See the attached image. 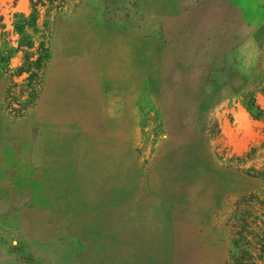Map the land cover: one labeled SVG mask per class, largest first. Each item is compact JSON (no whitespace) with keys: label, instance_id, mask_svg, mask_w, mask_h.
I'll use <instances>...</instances> for the list:
<instances>
[{"label":"rangeland","instance_id":"obj_1","mask_svg":"<svg viewBox=\"0 0 264 264\" xmlns=\"http://www.w3.org/2000/svg\"><path fill=\"white\" fill-rule=\"evenodd\" d=\"M4 47L0 264H264V0H0Z\"/></svg>","mask_w":264,"mask_h":264},{"label":"trees","instance_id":"obj_2","mask_svg":"<svg viewBox=\"0 0 264 264\" xmlns=\"http://www.w3.org/2000/svg\"><path fill=\"white\" fill-rule=\"evenodd\" d=\"M16 18L18 19V21L16 22L15 24V29L16 31L18 32V34L21 35V41L19 43V50L21 48H23L24 46H27L28 48H31L32 47V43H25L26 39H27V36H26V33H25V25L28 24V20L25 18L24 15H16ZM38 19V12L36 11V9H34L32 15H31V20H33L35 23ZM18 49L17 50H14V49H10L9 47H4L1 52H0V63H8L10 61V59L12 58V56L14 55V53L18 52L19 51ZM43 59V54L40 56V59L38 60V62H32L30 58H28L27 56V53H26V64L28 66V70L27 71H30L31 67L33 65H36L38 63H40V61ZM32 76L30 77V79L33 78V73L31 74ZM249 109L250 111H253L256 109L255 105H254V99L251 97L250 101H249Z\"/></svg>","mask_w":264,"mask_h":264}]
</instances>
